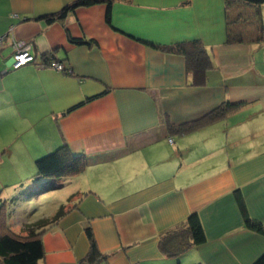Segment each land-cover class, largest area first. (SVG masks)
Listing matches in <instances>:
<instances>
[{"label":"crops","instance_id":"0c3cea01","mask_svg":"<svg viewBox=\"0 0 264 264\" xmlns=\"http://www.w3.org/2000/svg\"><path fill=\"white\" fill-rule=\"evenodd\" d=\"M72 1L0 0V132L15 136L1 139L0 165H15L18 185L32 180L36 159L64 143L104 159L68 178L67 203L52 198L40 217L12 228L25 235L23 223L52 219L65 204L67 213L42 234L40 264H84L89 227L102 254L95 264H253L264 234L248 226L238 195L264 224V4L116 0L111 23L107 5L96 4L71 12L67 30L39 18ZM229 20L242 41H227ZM194 39L213 61L204 85L194 84L183 55L144 42ZM18 41L32 44L36 62L11 70ZM46 53L65 70L38 66ZM224 102L241 106L191 133L166 128L167 118L193 121ZM193 212L206 242L167 256L161 235Z\"/></svg>","mask_w":264,"mask_h":264},{"label":"trees","instance_id":"16d2710c","mask_svg":"<svg viewBox=\"0 0 264 264\" xmlns=\"http://www.w3.org/2000/svg\"><path fill=\"white\" fill-rule=\"evenodd\" d=\"M114 1L116 0H74L63 6L60 10L45 14L39 18L44 19L50 24L60 22L67 30L66 18L71 12L82 7L106 4L108 8L106 18L108 23H111V8ZM233 1L256 7H260L264 4V0H227V10L230 9ZM233 22H235V20H229L228 22L229 34L227 41L229 43L240 42L243 39L242 36L234 34L231 30L232 27L230 28V26ZM259 39H263V36ZM69 40L74 44L90 45L93 43V40L91 39L74 38L72 36H70ZM144 42L165 52L183 55L186 59L187 70L193 75L194 84L204 85L206 83L207 73L213 67V61L201 40L194 39L170 44ZM49 55V53H46L42 57L44 63L48 65L47 67H51L52 63L56 62V58H49ZM66 71L68 72L69 69ZM104 93L105 92H102V94L86 98L69 108L68 112L87 104ZM240 106L241 104L224 102L203 117L181 124H174L169 121V118H167L166 128L169 133H191L206 124L224 118L230 111L235 110ZM103 159L104 158L101 157H89L86 154H74L69 145L64 143L54 151L36 159L37 172L31 177L32 181H34V189L31 190L30 196H37L51 190L63 188L68 178L81 174L91 162H98ZM238 198L243 212L246 215L248 226L257 232L264 234V224L252 219L247 212L242 195H238ZM69 200H71V197ZM3 207L0 210V264H40V260L45 254L42 240L43 232L48 225L61 219L67 213L69 208L67 209L66 205L63 204L52 219H41L33 223H28L25 227L26 234L23 235L12 228L9 223L8 213ZM88 235L91 240V249L86 261L83 263L95 264L102 254L97 248L91 227L88 228ZM206 240L207 236L201 217L197 212H193L189 215L186 221L165 231L160 237L159 245L161 251L167 256L180 257L192 246L201 245L205 243ZM253 264H264V253Z\"/></svg>","mask_w":264,"mask_h":264},{"label":"rangeland","instance_id":"374dc122","mask_svg":"<svg viewBox=\"0 0 264 264\" xmlns=\"http://www.w3.org/2000/svg\"><path fill=\"white\" fill-rule=\"evenodd\" d=\"M14 137L12 133L10 136V133L0 132V153L4 143L1 142V139L9 138L6 141L11 142L15 139ZM17 174L15 165H0V210L4 206L3 209H6L8 213L11 226L17 227L16 224H18L20 218L31 219L30 221L35 220L42 215L40 213L44 212L45 208L49 210L55 200L67 203V198L64 197V194L68 190V186L58 190H51L41 195L30 196L31 190L34 189L32 187L34 181H26V178H21L20 184L14 185L15 181L19 179L18 177L16 178ZM66 181L68 182L69 179ZM52 198L56 199L52 200ZM51 200L52 202L50 203L49 201ZM23 225L26 226L27 224L23 223ZM15 229L19 231L21 227Z\"/></svg>","mask_w":264,"mask_h":264},{"label":"built area","instance_id":"2783aa9c","mask_svg":"<svg viewBox=\"0 0 264 264\" xmlns=\"http://www.w3.org/2000/svg\"><path fill=\"white\" fill-rule=\"evenodd\" d=\"M14 17H17V14L13 15ZM7 39V34L0 36V51L5 45V41ZM14 53L11 57L10 63L8 64V69L11 70H17L29 63H35L36 62V56L32 51V44L26 43L23 41H18L14 45ZM40 67H47L46 63L41 62L38 64ZM51 68L58 70V71H64L65 67L62 62H53L51 65ZM172 142V139H170Z\"/></svg>","mask_w":264,"mask_h":264}]
</instances>
